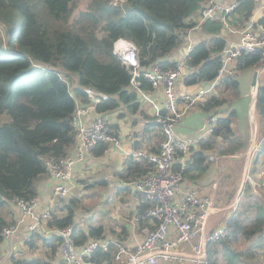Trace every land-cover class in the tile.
<instances>
[{
	"label": "trees",
	"instance_id": "16d2710c",
	"mask_svg": "<svg viewBox=\"0 0 264 264\" xmlns=\"http://www.w3.org/2000/svg\"><path fill=\"white\" fill-rule=\"evenodd\" d=\"M206 1L92 0L79 19L71 22L75 0H0V114L7 113L11 118L0 126V244L1 231L9 225L2 214L9 213V201L37 197V184L46 175L45 160L64 157L73 149L72 117L77 99L90 103L83 90L89 88L108 96L95 106L96 112L111 113L120 104L130 110L136 108V96L128 90L131 77L121 60L112 55V41L119 36L133 40L142 67L155 63L172 67L174 63L168 57L184 44L189 29L196 25L193 16ZM238 1L232 19L237 16V21L245 25L256 2ZM200 29L210 37L192 47L188 64L193 71L182 80L187 86L216 78L225 46L220 22H205ZM259 65L264 66L260 51L239 57L236 71L219 81L208 101L200 105L206 112H213L228 103L232 95H238L237 73ZM72 77L77 80L74 89L68 82ZM142 87L150 88L146 83ZM227 111L226 116L216 119L213 131L198 142L197 148L191 149L184 178L194 179L207 170V152L216 149L222 157L242 152L243 142L231 127L234 110ZM255 114L263 135L264 85L255 95ZM99 146L94 150L96 155L104 151L102 144ZM257 160L258 156L254 163ZM151 169L146 160L129 157L120 174L126 184ZM244 188L251 189L247 179ZM242 198L225 223L230 232L206 247L207 264H264V206L252 193ZM58 208L57 215L52 209L47 227L72 225L77 243L105 238L101 226L88 225L87 233L80 229L74 223L70 204ZM34 238L42 240L46 259L11 255L14 264H53L56 238L37 232L27 241L30 246ZM116 253L111 243L107 249L97 250L92 259L95 264H113Z\"/></svg>",
	"mask_w": 264,
	"mask_h": 264
},
{
	"label": "built area",
	"instance_id": "2783aa9c",
	"mask_svg": "<svg viewBox=\"0 0 264 264\" xmlns=\"http://www.w3.org/2000/svg\"><path fill=\"white\" fill-rule=\"evenodd\" d=\"M254 1L257 4V11L264 9V0ZM238 4V0H207L193 16L196 25L189 31L208 21L220 22L224 28H229L228 21ZM192 47L193 44L188 42L182 60L167 68H162L157 63L142 67L137 55L135 62L128 63L117 56L122 64L130 69L128 90L151 105L152 119L162 134V141L156 153L139 150L132 154L135 159L146 160L152 169L142 177L126 183V186L145 204L140 217L152 224V227L146 230L142 242L133 251L106 237L88 238L83 243H77L73 237L72 225L60 228L46 226L53 207L48 205L39 211L38 197L9 201L18 212V220L15 224L2 229V238L11 239L17 233L19 225L28 220L27 229L30 236L40 231L44 236L56 238L57 248L54 254L56 261L53 264H95L92 259L95 252L107 249L111 243L116 246L115 259L122 264H207L205 257L202 256L206 253V247L230 231L226 224L207 231L206 219L213 205L212 199L200 195L195 188L182 189L191 149L197 146L198 142L177 139L175 128L182 116L192 107L208 101L219 81L226 75L234 73L239 57L258 51L264 55V21L256 25L248 21L238 32L237 44L223 47L218 73L213 81L194 93H179L177 84L193 71L188 64ZM143 82L150 86L152 92L160 91L163 94L162 105L148 95L142 87ZM83 91L90 99V105L81 106L77 103L73 113L74 151L61 158L45 160L46 175L52 180V194L56 201L68 197L75 168L84 162L87 155L92 154L101 144L119 145L117 133L111 125L108 113L95 111V106L108 96L96 94L89 88ZM180 101L183 102L182 106L179 105ZM89 111L94 113L92 119L87 121ZM215 123V118L210 119L206 126L207 135L213 131ZM263 150L264 134L252 143L249 158H256ZM182 248L184 250H181Z\"/></svg>",
	"mask_w": 264,
	"mask_h": 264
},
{
	"label": "crops",
	"instance_id": "0c3cea01",
	"mask_svg": "<svg viewBox=\"0 0 264 264\" xmlns=\"http://www.w3.org/2000/svg\"><path fill=\"white\" fill-rule=\"evenodd\" d=\"M256 6L257 4L255 3V10L249 20L254 25L264 19V9L257 11ZM234 17L235 18L232 19L231 15L228 21L229 28H224L222 26L221 37L225 40V46H235L238 41V32L244 27V24L241 25L240 22L237 21V16ZM234 25H238V27ZM209 37L210 35L204 33L200 28L188 31L184 44L168 57L169 61L175 63L176 61L182 60L188 42L194 45L199 40L208 39ZM255 71L258 72L259 86L264 85V68L262 66L250 67L238 72L236 76V81L238 83L237 96L232 95L229 98V100H231L215 108L213 110L214 113L206 112L200 104L195 105L182 116L175 128V136L177 139L199 142L201 139L207 137L206 126L210 118L218 119L221 116H226L228 114L227 110H234V117L231 118V127L235 135L240 137L243 142L242 152L232 157H222L218 154L216 149L207 152L209 156L207 170L194 179L185 176V180L182 184L183 190L195 188L200 195L212 199L213 205L206 219L207 231L216 226H220L218 223H221L223 219L227 218L226 220H228L230 215L228 211L234 206L236 200L238 201L241 190L245 185V169L250 162L247 150L260 136L259 131L261 124L255 114L256 92L251 84L252 76ZM69 81L71 84L69 87L74 89L77 86L76 78L72 77ZM205 86H207V83L187 86L180 81L177 84V90L179 93H194L199 88ZM144 90L147 91L148 95L153 97L157 103L163 104L164 98L160 91L152 92L150 88ZM226 94L230 95L229 92H226ZM135 96L137 105L134 110H130L125 105L120 104L117 113H108L111 125L117 133L119 145H102L104 149L103 153L96 155L93 151L92 154L87 155L84 162L75 168L73 175L74 180L77 181L80 188L82 187L80 181L89 179V185H92V191H102L98 201L100 207L94 205L93 209H95L97 217L104 216V220L111 221L112 223L111 226H107L105 221L100 223L99 218H93L92 220L89 218L87 225H79V228L87 233L88 225L101 226L105 237L111 238L113 242H119L129 251H133L137 245L142 242L146 230L150 229L152 224L149 220L140 217L145 204L138 195L133 193L126 186L120 173H123L125 161L129 157H132L135 151L142 150L156 153L162 141L160 128L152 119L153 109L151 105L148 102L142 101L139 96ZM77 103L81 106L90 105V103L85 104L79 99H77ZM182 104L183 102L180 101L179 105L182 106ZM89 112L87 121L92 119V114L94 113L93 111ZM99 147L101 146L97 148ZM97 148H95V150ZM196 148L197 146L193 147V149ZM73 151L74 147L71 152ZM262 155L263 154H260L258 159H260ZM45 177L47 176L45 175ZM51 182L52 180L50 178L46 181L42 178L37 184V197L40 201L38 205L39 211L48 205H51L54 209L59 206L57 201L53 198ZM70 186H73V180ZM8 206L9 213L3 212L2 214L9 225H12L18 220V212H16L10 202ZM114 206L115 208H113ZM58 213L59 211L56 208L55 215ZM226 215H228V217ZM28 224L29 221L25 220L24 223L19 225L17 233L13 235L11 239L3 238V242L0 244V251H5L10 255L16 253L17 255L15 256L19 259L45 258L43 254L42 256H30L28 255L29 253L24 254L29 251L30 247L27 243L29 238H31L27 229ZM38 233L42 235L40 231ZM33 243L35 246H39L42 244V240L40 241L34 238ZM42 249L47 251L43 245ZM181 250L184 249L182 248ZM185 251L187 252L188 249H185ZM5 256L6 255H4V258ZM55 261L54 257L53 263ZM111 262L113 264H122L114 257L111 259Z\"/></svg>",
	"mask_w": 264,
	"mask_h": 264
},
{
	"label": "rangeland",
	"instance_id": "374dc122",
	"mask_svg": "<svg viewBox=\"0 0 264 264\" xmlns=\"http://www.w3.org/2000/svg\"><path fill=\"white\" fill-rule=\"evenodd\" d=\"M91 1L92 0H75L73 10H72V15H71V22H73L76 19H79L80 14L85 12L88 9ZM112 1H114V0H112ZM198 28H200V26ZM69 80H68L69 86H71ZM131 92H133V91H131ZM118 111L119 110L117 109L113 112L117 113ZM10 120H11V118L7 113L0 114V126L6 122H10ZM261 154H263V155L260 157V159L257 160L256 163H254V159L252 161L250 160L249 165L245 169L244 177L251 184V189L243 187L241 190V195L239 197V200L242 197L245 198L249 193H252L254 196H256L259 199L260 203L264 206V152H262ZM48 179H49L48 176L43 178V180H45V181ZM72 180H73V186L70 189L68 197H66L64 200L57 201L59 206L63 207V206L69 205V204L71 205V207L73 208V211L75 212L74 223L77 224L78 226L83 225V224L87 225L89 218H91V220L93 218H96V219L99 218L100 223L105 221L107 223L106 224L107 226L108 225L111 226V224H112L111 221L104 220V216L97 217V213L95 212V209H93L94 205H98L100 207V204H98V201H99L100 195L102 194V191H100V190L92 191L91 190L92 185H89V183H90L89 179L80 181L81 186H82L81 188L78 186V183L76 180H74V178ZM44 185H46V184H44ZM248 201H249V198L247 200L244 199L243 202L247 203ZM72 202H74L75 204H73ZM235 204L233 207H231L229 209L228 212L231 213L236 208L237 204L236 205ZM58 207H56L57 210H59ZM103 207H108V206H103ZM56 208L53 210L54 214H56ZM113 208H115V206ZM226 216L228 217V215H226ZM226 219L227 218L223 219V221L221 223H218V225L225 224L228 221ZM213 229H211V230H213ZM109 239L111 240V238H109ZM46 252L47 251H44L42 249L41 244L39 246H35V244L33 243L29 247V251L25 252L24 254L29 253L28 255H30V256L31 255L32 256L33 255L42 256V254H43L44 255L43 257H46L45 256ZM4 255H6L5 258H4ZM13 255H17V254L13 253ZM10 256L11 255L7 254V252H5V251L1 252L0 251L1 264H10V263L14 264L13 261L12 262L10 261L11 260ZM261 259L264 260V258H262V257H261Z\"/></svg>",
	"mask_w": 264,
	"mask_h": 264
},
{
	"label": "clouds",
	"instance_id": "9594fccd",
	"mask_svg": "<svg viewBox=\"0 0 264 264\" xmlns=\"http://www.w3.org/2000/svg\"><path fill=\"white\" fill-rule=\"evenodd\" d=\"M111 53L118 56L123 62H135L137 55L136 43L124 36H119L112 41Z\"/></svg>",
	"mask_w": 264,
	"mask_h": 264
},
{
	"label": "water",
	"instance_id": "95a60500",
	"mask_svg": "<svg viewBox=\"0 0 264 264\" xmlns=\"http://www.w3.org/2000/svg\"><path fill=\"white\" fill-rule=\"evenodd\" d=\"M262 67L264 68V66H262ZM125 69H126V72L129 73L130 69L127 65H125ZM251 84L254 87L255 92H257V90L259 88L258 72L257 71H255L253 73ZM247 154H248V156L250 155V148L247 150ZM202 256L205 257V254H203Z\"/></svg>",
	"mask_w": 264,
	"mask_h": 264
}]
</instances>
